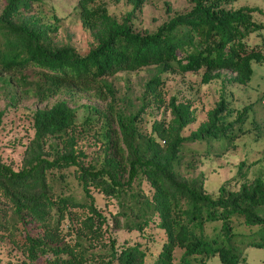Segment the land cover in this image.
I'll return each mask as SVG.
<instances>
[{"label":"trees","instance_id":"trees-1","mask_svg":"<svg viewBox=\"0 0 264 264\" xmlns=\"http://www.w3.org/2000/svg\"><path fill=\"white\" fill-rule=\"evenodd\" d=\"M33 2L5 0L0 12V81L13 96L44 101L65 90L106 86L116 100L110 75L155 66L146 94L164 102L165 72L204 68L209 82L231 69L235 81L247 83L253 61H264V20L253 16L261 9L233 7V0H192L190 9L153 30H138L132 12L119 19L98 0H79L94 38L85 54L55 43V26L25 13ZM166 106L171 117L156 119L151 131L140 124L142 109L113 100L110 113L92 106L106 117L100 130L92 116L78 121L66 98L37 107L21 166L0 159V240L28 264H254L247 248L264 249V176L249 178L242 162L238 184L226 180L213 193L203 175H193L202 150L189 143L229 144L233 109L222 96L187 134L197 119L191 103L173 95ZM92 129L101 134L104 156L89 159L81 142ZM95 189L116 199V225L145 241L118 242Z\"/></svg>","mask_w":264,"mask_h":264},{"label":"rangeland","instance_id":"rangeland-1","mask_svg":"<svg viewBox=\"0 0 264 264\" xmlns=\"http://www.w3.org/2000/svg\"><path fill=\"white\" fill-rule=\"evenodd\" d=\"M78 1L34 0L25 13L36 15L40 22L52 23L55 29L51 31V35L55 43L71 44L78 52L85 54L94 38L83 25ZM98 2L105 4L119 19L132 12V21L138 30H153L169 16L178 11H186L193 5L192 0H145L141 5H136L135 0H98ZM4 4L5 0H0V12ZM242 5L259 6L264 10V0H233L232 2L233 7ZM263 10L253 11V16L264 20ZM154 72H156L155 66H145L134 70H120L110 75L109 80L115 88L116 100L112 92L104 86L101 89L65 90L41 101L22 94L13 96V91L0 81V159L19 168L27 144L34 135L33 111L37 107L51 105L61 98L68 99L76 108L78 121L92 116L99 130L106 117L92 110L93 105L109 113L111 100L115 106L127 110L142 109L140 124L146 131H151L156 119L171 117V111L166 105L173 95H177L179 100L189 101L197 114V119L184 130L189 134L207 120L208 111L224 96L229 107L233 109L230 118L237 119L231 130L232 141L226 146H222L219 142H210L209 145L206 142L200 144L190 142L191 146L202 150L198 154L202 160L193 175H203L206 189L213 193H216L219 185L226 180H231L233 185L238 184L240 178L238 169L242 162L249 178L264 176V61H253V74L247 83L235 81L233 76L236 72L231 69H222L221 75L209 82L203 81L204 68L197 71L165 72L162 86L164 102L156 99L153 94H146V83ZM113 126L118 128L117 122L113 121ZM95 130L92 129L81 142L82 147L88 152L89 159L94 158L97 153L102 155L104 153L99 138L101 134ZM94 191L98 204L109 217L113 233L120 244L136 239L145 241L143 235H139L137 231H128L116 225L114 214L118 207L115 198H107L100 191L96 189ZM247 253L250 263L264 262V249L249 246ZM0 259L1 263L9 259L12 261L11 264H28L26 256L8 240H0Z\"/></svg>","mask_w":264,"mask_h":264},{"label":"crops","instance_id":"crops-1","mask_svg":"<svg viewBox=\"0 0 264 264\" xmlns=\"http://www.w3.org/2000/svg\"><path fill=\"white\" fill-rule=\"evenodd\" d=\"M255 7H258V8H260L259 6H255ZM261 10H263L262 8H260ZM264 11V10H263Z\"/></svg>","mask_w":264,"mask_h":264}]
</instances>
